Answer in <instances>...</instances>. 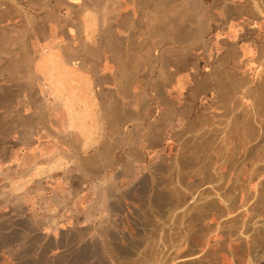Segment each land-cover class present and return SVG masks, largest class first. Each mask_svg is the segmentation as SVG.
Instances as JSON below:
<instances>
[{
  "label": "rangeland",
  "instance_id": "1",
  "mask_svg": "<svg viewBox=\"0 0 264 264\" xmlns=\"http://www.w3.org/2000/svg\"><path fill=\"white\" fill-rule=\"evenodd\" d=\"M0 264H264V0H0Z\"/></svg>",
  "mask_w": 264,
  "mask_h": 264
},
{
  "label": "crops",
  "instance_id": "2",
  "mask_svg": "<svg viewBox=\"0 0 264 264\" xmlns=\"http://www.w3.org/2000/svg\"><path fill=\"white\" fill-rule=\"evenodd\" d=\"M69 31H71V30L69 29ZM70 40H71V41H70L71 43H74V42H73L74 40H72V39H70ZM72 47H73V45H72ZM77 47H78L80 50L82 49L81 46H77ZM81 61H82V59L79 58L78 62H81ZM71 63H74V61H72ZM82 63H83V62H82ZM225 202H226V200L224 201V203H225ZM225 206H226V205H224V207H225Z\"/></svg>",
  "mask_w": 264,
  "mask_h": 264
}]
</instances>
